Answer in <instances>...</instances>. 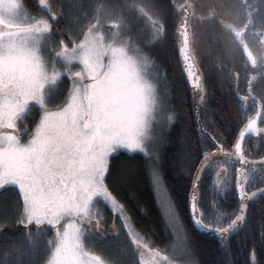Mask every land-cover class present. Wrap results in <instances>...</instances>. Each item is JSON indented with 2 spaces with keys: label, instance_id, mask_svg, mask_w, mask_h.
Instances as JSON below:
<instances>
[{
  "label": "trees",
  "instance_id": "1",
  "mask_svg": "<svg viewBox=\"0 0 264 264\" xmlns=\"http://www.w3.org/2000/svg\"><path fill=\"white\" fill-rule=\"evenodd\" d=\"M21 1L23 11L30 18L49 19L45 42L50 55V51L58 49L61 43L72 45L73 41L81 39L97 19L100 9L113 12L115 17L120 18L118 20L124 26L130 52L155 85L158 97L166 100L173 113L174 119L163 134L154 135L164 139L161 179L184 233L188 263L246 264L250 249L255 247L257 253L264 252L260 243V234L264 232V199L251 206L242 229L233 238L215 240L203 237L192 227L189 218V194L200 161L218 147L222 153L232 149L244 115L232 90L234 80L227 65L232 57L227 38L221 36L220 41L212 45V40L207 42L209 39H206L204 43L208 47L203 48L206 53L200 55L204 45L196 26L197 6L204 3L210 9L212 0H174V3L172 0ZM213 2L223 17L233 18L237 10L236 0ZM187 4L191 7L192 52L204 76L200 98L191 95L178 56L177 24L182 18L180 8ZM263 10L264 5L259 3L251 8L256 25ZM243 16L244 22L247 13ZM255 24L252 22L251 27ZM233 59L239 63L238 51ZM69 82V78L63 76L56 85L46 89L45 95L57 87L66 88ZM126 167L127 164L119 166L117 172ZM221 167H225L226 175L218 181L217 173ZM235 168L233 162L223 158L213 162L202 176L197 207L200 220L208 228L225 230L236 219ZM248 171L244 172L246 191L264 188V166ZM119 181L120 176L116 175L114 183L117 188L120 187ZM129 183L144 205L141 212L131 200L128 201L132 205L134 228L148 247L126 232V226L121 224L120 219L113 222L112 213L105 209L102 226L93 227L88 232L82 230L81 237L85 250L98 257L103 264H154L153 259H149L151 253L168 257L166 253L174 240L173 231L147 176L140 173L129 177ZM5 199L6 196L0 197V225L8 231L0 232V264H5L6 260L12 264L17 260L21 264H49L55 245L46 244L48 234L42 232L33 240L31 236L17 231L15 214L10 207H3ZM76 220L79 223L80 217ZM88 222L95 225L96 217L88 218ZM149 248L158 251L152 252Z\"/></svg>",
  "mask_w": 264,
  "mask_h": 264
},
{
  "label": "snow or ice",
  "instance_id": "2",
  "mask_svg": "<svg viewBox=\"0 0 264 264\" xmlns=\"http://www.w3.org/2000/svg\"><path fill=\"white\" fill-rule=\"evenodd\" d=\"M163 163V136H144L125 118L104 81L74 80L45 95L38 79L6 72L0 80V197L6 196L3 207L15 214L17 231L33 240L43 232L47 245L63 251L70 241L79 240L80 230L101 227L105 209L113 222L120 219L131 232L128 201L141 212L144 205L129 177L143 173L157 201L167 205ZM69 216L80 217L79 223L64 224L62 230ZM92 216L95 225L88 222ZM7 231L0 225V232ZM260 235L264 247V232ZM70 255L76 257L75 264H90L80 259L78 245ZM246 264H264V252L253 247Z\"/></svg>",
  "mask_w": 264,
  "mask_h": 264
},
{
  "label": "rangeland",
  "instance_id": "3",
  "mask_svg": "<svg viewBox=\"0 0 264 264\" xmlns=\"http://www.w3.org/2000/svg\"><path fill=\"white\" fill-rule=\"evenodd\" d=\"M113 14L100 9L97 19L81 39L73 41L72 45L61 43L58 49L50 51V55L45 42L49 19L30 18L23 11L21 0H0V23L13 28L0 32V80L6 72H14L26 80L38 79L44 94L63 76L70 81L84 83L104 81L125 118L136 125L144 136L162 135L173 121V113L166 100L158 97L155 85L130 52L124 26L118 20L120 18ZM160 205L174 240L166 253L169 258L151 253L149 259H153L154 264H189L187 243L173 207L170 202L167 205L160 202ZM77 217H66L61 229L64 224H78ZM130 233L140 244L148 245L134 227ZM81 237L82 230L79 240L70 241L68 247L60 252L55 245L49 264H65L69 259L75 264L76 257L70 253L76 245L80 259L90 264H103L98 257L85 250Z\"/></svg>",
  "mask_w": 264,
  "mask_h": 264
},
{
  "label": "flooded vegetation",
  "instance_id": "4",
  "mask_svg": "<svg viewBox=\"0 0 264 264\" xmlns=\"http://www.w3.org/2000/svg\"><path fill=\"white\" fill-rule=\"evenodd\" d=\"M258 3L260 5H264V1L250 0L245 6H243L240 0H236L237 10L233 13V18L223 17L220 10L218 9L217 4L214 3L213 0L211 2L210 9L206 7L204 3H200V5L197 6V13H196V26L198 29L201 43L202 45H204L201 46L202 51L200 55L206 53V51H204L203 49L204 47H208L206 43H204L206 42L205 41L206 39H209L207 40V42L212 40L211 42L212 45V43L214 42H219L221 36L227 38V42L229 45V54L232 57L230 58L229 64H227L229 68V72L232 73L234 80L233 81L234 85L232 90H233L234 98L238 106L241 107V110L244 114L241 117L242 125L240 129L252 116L255 115V113L258 110V105H260L262 109V117L259 124L260 140L247 138L243 146V155L246 161L250 165H260V166H257L255 168L242 169L241 171L243 174V178L245 171L260 169L264 166V150H262V146L264 147V10L262 11V14L258 16L260 20L258 25L255 24V21H253V15H252L253 12L251 11L252 6L256 7ZM245 12L247 13V19L243 22V18H244L243 15ZM249 18H251V22L247 30L243 33L242 40L227 30V27H230L235 32L240 31L246 25ZM252 22H254L255 24L253 27H251ZM2 29L4 30L5 27H0V30ZM244 43L248 46L254 57V60H252V62L244 52L243 49ZM237 51L240 54L239 63L233 59L234 53L235 52L237 53ZM198 67L200 69L202 78L204 79L202 69L199 65ZM203 79H202V83H203ZM202 94H203V87H202ZM195 98H200V97H195ZM231 151L232 149L229 152ZM230 161L234 163V166L236 167L235 169L237 170L236 171V175H237L238 171L240 170V167L237 165L236 162L232 160ZM248 173H250V171H248ZM235 180H236V176H235ZM258 189H264V188H258ZM258 189L246 191L245 188V192L251 193ZM235 197H236V193H235ZM261 199H264V197ZM236 201L238 206V213L236 216L237 219L239 214V203L237 198ZM258 201H256L255 203H257ZM255 203H253L252 205H254ZM251 206L249 207V209L251 208ZM237 234L238 233H236V235Z\"/></svg>",
  "mask_w": 264,
  "mask_h": 264
},
{
  "label": "water",
  "instance_id": "5",
  "mask_svg": "<svg viewBox=\"0 0 264 264\" xmlns=\"http://www.w3.org/2000/svg\"><path fill=\"white\" fill-rule=\"evenodd\" d=\"M240 1L242 5L245 6L250 0H240ZM172 3H174V0H172ZM180 11L182 12V18L177 24V31H176L177 36L179 38V43H178L179 61L191 95L193 97H201L203 78L192 52V37H191V26H190L191 7L188 4L184 5L180 8ZM250 22H251V18L248 19L246 25L240 31L235 32L230 27H227V30L242 40V35L249 27ZM10 30H12V28H10ZM243 49L247 57L250 58V61L252 62V60H254V57L245 43ZM261 117H262V109L261 106L258 105V110L255 113V115L252 116L240 129L237 138L234 142L232 151L228 153H222L220 147H218L217 150L207 154L202 158L194 173L192 186L189 194L188 212L192 227L195 229L196 232L201 234L203 237L211 238L215 240L229 239L233 237L241 229L245 221L249 207L256 201L264 197V189H258L251 193L245 192V183L241 171L242 169L245 168H255L257 166H260V165H250L246 161L243 155V146L247 138L260 140L259 124L261 121ZM223 158L236 162L237 165L240 167V170L238 171L235 180V193L239 203V214L237 218L239 219L238 220L236 219V221L230 228L221 231V230L208 228L202 223L199 217L197 200H198L200 182L206 169L216 160ZM225 175H226V169L225 167H221L217 173L218 181H220ZM190 204H191V211L189 207Z\"/></svg>",
  "mask_w": 264,
  "mask_h": 264
}]
</instances>
